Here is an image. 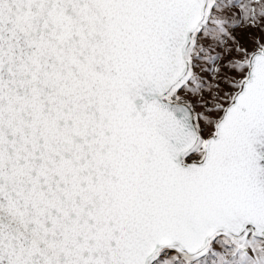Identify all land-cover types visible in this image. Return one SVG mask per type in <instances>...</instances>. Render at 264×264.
I'll return each mask as SVG.
<instances>
[{
    "label": "snow or ice",
    "instance_id": "snow-or-ice-1",
    "mask_svg": "<svg viewBox=\"0 0 264 264\" xmlns=\"http://www.w3.org/2000/svg\"><path fill=\"white\" fill-rule=\"evenodd\" d=\"M0 264H264V0H0Z\"/></svg>",
    "mask_w": 264,
    "mask_h": 264
}]
</instances>
